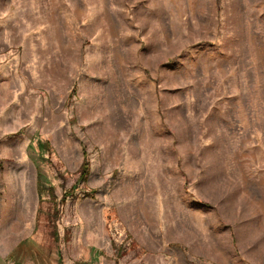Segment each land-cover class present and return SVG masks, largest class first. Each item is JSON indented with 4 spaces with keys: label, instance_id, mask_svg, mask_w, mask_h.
Returning <instances> with one entry per match:
<instances>
[{
    "label": "rangeland",
    "instance_id": "1",
    "mask_svg": "<svg viewBox=\"0 0 264 264\" xmlns=\"http://www.w3.org/2000/svg\"><path fill=\"white\" fill-rule=\"evenodd\" d=\"M0 240L264 264V0H0Z\"/></svg>",
    "mask_w": 264,
    "mask_h": 264
},
{
    "label": "crops",
    "instance_id": "2",
    "mask_svg": "<svg viewBox=\"0 0 264 264\" xmlns=\"http://www.w3.org/2000/svg\"><path fill=\"white\" fill-rule=\"evenodd\" d=\"M7 201V199H3V202ZM2 240H0V264H15L14 262H11L10 260H8V256L11 254V250H9L8 248H6L3 245Z\"/></svg>",
    "mask_w": 264,
    "mask_h": 264
},
{
    "label": "bare ground",
    "instance_id": "3",
    "mask_svg": "<svg viewBox=\"0 0 264 264\" xmlns=\"http://www.w3.org/2000/svg\"><path fill=\"white\" fill-rule=\"evenodd\" d=\"M28 196V195H27ZM27 207V206H26Z\"/></svg>",
    "mask_w": 264,
    "mask_h": 264
}]
</instances>
